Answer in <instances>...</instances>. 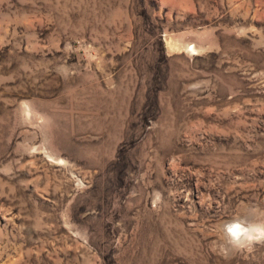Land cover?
Masks as SVG:
<instances>
[{
  "label": "rangeland",
  "instance_id": "374dc122",
  "mask_svg": "<svg viewBox=\"0 0 264 264\" xmlns=\"http://www.w3.org/2000/svg\"><path fill=\"white\" fill-rule=\"evenodd\" d=\"M232 225L264 227V0H0V264H264Z\"/></svg>",
  "mask_w": 264,
  "mask_h": 264
},
{
  "label": "clouds",
  "instance_id": "9594fccd",
  "mask_svg": "<svg viewBox=\"0 0 264 264\" xmlns=\"http://www.w3.org/2000/svg\"><path fill=\"white\" fill-rule=\"evenodd\" d=\"M232 235V245L236 249L250 248L253 243L264 242V227L241 228L240 225L228 227Z\"/></svg>",
  "mask_w": 264,
  "mask_h": 264
},
{
  "label": "bare ground",
  "instance_id": "6f19581e",
  "mask_svg": "<svg viewBox=\"0 0 264 264\" xmlns=\"http://www.w3.org/2000/svg\"><path fill=\"white\" fill-rule=\"evenodd\" d=\"M192 49L194 50V47Z\"/></svg>",
  "mask_w": 264,
  "mask_h": 264
}]
</instances>
